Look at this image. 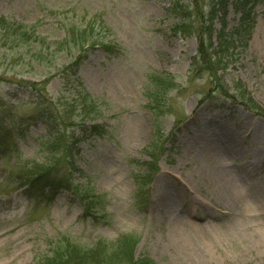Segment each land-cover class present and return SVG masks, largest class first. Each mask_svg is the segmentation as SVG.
<instances>
[{
	"label": "rangeland",
	"instance_id": "rangeland-1",
	"mask_svg": "<svg viewBox=\"0 0 264 264\" xmlns=\"http://www.w3.org/2000/svg\"><path fill=\"white\" fill-rule=\"evenodd\" d=\"M173 1L0 0V18L35 27L50 42L93 29L98 42L125 50L97 49L79 70L77 90L104 101L111 108L106 115L114 116L104 121L108 138L84 140L71 173L75 185L100 199L99 214L91 216L67 191L38 205L17 182L25 163L44 162L38 140L47 134L35 118L39 94L19 86L39 88L49 79L45 92L58 105L68 96L67 81L30 57L23 65L0 49V104L7 110L1 129L10 133L7 151L0 154V264H44L57 253L75 256L77 248L84 255L81 264H101L99 246L129 239L135 257L153 264H264V250L254 240L264 218L244 207H225L213 195L204 160L222 140L235 144L230 151L234 146L248 153L261 150L264 160V131L257 132V126L264 128V0L254 6L248 45H237L228 66L218 70L220 83L240 104L221 95L212 73L192 66L198 40L175 31L177 19L168 13ZM239 18L231 8L228 31ZM57 57L58 69L70 63L64 54ZM155 74H169L176 83L160 116L145 97ZM153 151L157 161L149 156ZM223 163L232 171L242 166L228 155ZM257 179L264 191V170L249 178ZM237 185L246 192L245 185Z\"/></svg>",
	"mask_w": 264,
	"mask_h": 264
},
{
	"label": "trees",
	"instance_id": "trees-1",
	"mask_svg": "<svg viewBox=\"0 0 264 264\" xmlns=\"http://www.w3.org/2000/svg\"><path fill=\"white\" fill-rule=\"evenodd\" d=\"M258 1L260 0H188L184 4L183 0H174L168 10L177 19L175 31L187 37L195 35L198 40L199 55L194 58L192 66L199 64L201 72L212 73L220 84L216 89L220 90L221 95L228 96L234 104H240L238 96L228 94L217 77L218 70L223 68L221 65L228 66L237 45L243 48L248 45L255 23L253 9ZM231 8L240 18L238 24L228 31L226 20ZM219 24L220 29L217 30ZM93 35H96L95 30L83 29L79 33L73 31L63 41L50 42L35 27L0 18V49H5V56H17L23 65L26 57H30V61L35 62L38 67L53 68L58 76L67 81L68 96L60 98L58 105L45 92L49 79L40 83L39 88L34 83L17 85L39 94L35 118L47 126V134L38 140L46 154L44 162L25 163L16 180L29 199L38 205L50 204L60 193L67 191L85 209L84 214L96 216L99 214L97 211L100 199L84 185H75L71 173L84 140L88 137L108 138L109 130L104 121L113 119L114 116L106 115L111 111L108 104L92 98L85 89L77 90L76 85H81L79 70L91 53L102 49L108 54H122L125 50L114 43L98 42ZM59 54L68 56L70 63L58 69ZM174 89L176 83L169 74L149 76L145 97L156 116L163 114L165 101L167 102ZM238 93L242 99L249 100L245 91ZM249 102L253 105L251 100ZM6 114V105L0 104V154L7 151L5 145L10 136V133L1 129ZM156 152L149 154L154 161L159 157ZM150 171L153 172V168ZM150 171L147 174L148 180L153 177ZM129 241H120L104 248L99 246L97 249L103 250L104 256L100 263L153 264L148 258L135 257V246ZM69 247L70 245L67 246ZM79 253L78 248L75 256L71 252L57 253L44 264H81L84 255Z\"/></svg>",
	"mask_w": 264,
	"mask_h": 264
},
{
	"label": "bare ground",
	"instance_id": "bare-ground-1",
	"mask_svg": "<svg viewBox=\"0 0 264 264\" xmlns=\"http://www.w3.org/2000/svg\"><path fill=\"white\" fill-rule=\"evenodd\" d=\"M264 131L263 126H257V132ZM221 139L218 140V142ZM232 145L231 140L221 142L220 149L208 150L205 155V163L211 168L209 172V186L213 195L224 200L225 207H233L236 209L245 208L250 213L256 214L264 218V191H261V183L257 179L249 180L254 177L257 172L264 170L263 152L255 150L254 153H248L238 146L230 151ZM233 156L242 161V166L237 171L228 170V164L223 163V158ZM207 173V171H206ZM245 185L246 192L241 190L237 183ZM256 238L254 239L258 248L264 250V225ZM184 238L180 236V239Z\"/></svg>",
	"mask_w": 264,
	"mask_h": 264
}]
</instances>
